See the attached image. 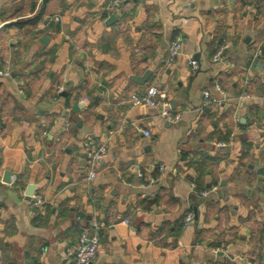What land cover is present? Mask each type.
<instances>
[{"label": "crops", "instance_id": "crops-1", "mask_svg": "<svg viewBox=\"0 0 264 264\" xmlns=\"http://www.w3.org/2000/svg\"><path fill=\"white\" fill-rule=\"evenodd\" d=\"M111 1L0 0V264H74L94 219L93 264H264V0Z\"/></svg>", "mask_w": 264, "mask_h": 264}, {"label": "built area", "instance_id": "built-area-1", "mask_svg": "<svg viewBox=\"0 0 264 264\" xmlns=\"http://www.w3.org/2000/svg\"><path fill=\"white\" fill-rule=\"evenodd\" d=\"M127 0H112L108 5L107 12L110 15H115L123 6ZM55 21H59V17L54 18ZM183 48V40L181 37L175 38L171 41L169 45V56L168 63H174L179 55H181ZM221 56V51L214 57V60H218ZM254 60H260L264 62V50L261 47H258L253 55ZM189 65L193 72H196L199 69V65L195 60H189ZM7 71H0V76H8ZM217 90L225 96L224 92L217 86ZM63 88L59 89L61 93ZM204 107L211 105H221L222 99L213 96L209 91L203 93ZM166 100L167 94L164 90L157 87H152L144 93H136L131 96V103L134 107H151V108H162L161 116L168 123H175L180 119V114L172 113L166 109ZM70 124L67 123L62 131H68ZM145 137H151L150 131H142ZM83 150L86 158V169L88 171V180L92 181L97 177V169L99 167L100 161L106 156L107 145L103 143L102 145H96L95 142L88 138L83 143ZM141 176V175H140ZM16 180V177L13 178V181ZM144 187V185H143ZM206 194V193H204ZM38 205V202L35 204ZM193 216L189 215L187 221L190 222ZM128 222V221H127ZM99 223L97 220L91 221V223L82 229V233L79 239V243L76 247L74 253V264H93L95 260L99 246H100V234H99Z\"/></svg>", "mask_w": 264, "mask_h": 264}, {"label": "water", "instance_id": "water-1", "mask_svg": "<svg viewBox=\"0 0 264 264\" xmlns=\"http://www.w3.org/2000/svg\"><path fill=\"white\" fill-rule=\"evenodd\" d=\"M116 20H117V16L116 15H113V16H111L109 18V23H112V22H114ZM251 64L253 66H257V69L258 70L260 69V70H263L264 71V64L261 61H256V62L251 61ZM150 77H151V73H147L145 75V77L141 81H139V82L145 83V82H147L149 80ZM75 108L77 109L78 106H76ZM29 195L31 196L32 194L30 193Z\"/></svg>", "mask_w": 264, "mask_h": 264}]
</instances>
